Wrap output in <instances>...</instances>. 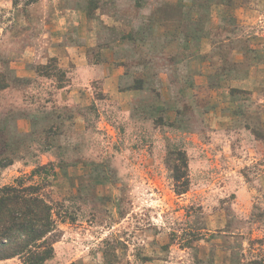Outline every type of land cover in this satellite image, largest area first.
Segmentation results:
<instances>
[{
  "label": "rangeland",
  "instance_id": "rangeland-1",
  "mask_svg": "<svg viewBox=\"0 0 264 264\" xmlns=\"http://www.w3.org/2000/svg\"><path fill=\"white\" fill-rule=\"evenodd\" d=\"M2 145L47 264H264V0H0Z\"/></svg>",
  "mask_w": 264,
  "mask_h": 264
},
{
  "label": "trees",
  "instance_id": "trees-1",
  "mask_svg": "<svg viewBox=\"0 0 264 264\" xmlns=\"http://www.w3.org/2000/svg\"><path fill=\"white\" fill-rule=\"evenodd\" d=\"M4 152L2 145L0 168L12 164ZM171 171L174 192L184 194L187 174L177 168ZM40 190L39 186H23L20 182L0 189V261L17 258L21 264H45L53 257V244L58 239L57 214Z\"/></svg>",
  "mask_w": 264,
  "mask_h": 264
},
{
  "label": "crops",
  "instance_id": "crops-1",
  "mask_svg": "<svg viewBox=\"0 0 264 264\" xmlns=\"http://www.w3.org/2000/svg\"><path fill=\"white\" fill-rule=\"evenodd\" d=\"M14 259H15V258H14ZM14 259H9V260H3V261H0V264H5L6 262H11V261L14 260ZM48 262H50V260L47 261L45 264H47Z\"/></svg>",
  "mask_w": 264,
  "mask_h": 264
}]
</instances>
